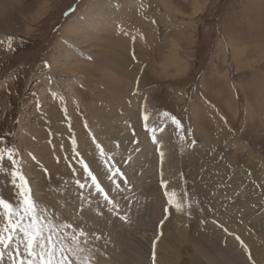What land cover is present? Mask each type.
I'll return each instance as SVG.
<instances>
[{
	"label": "rangeland",
	"instance_id": "obj_1",
	"mask_svg": "<svg viewBox=\"0 0 264 264\" xmlns=\"http://www.w3.org/2000/svg\"><path fill=\"white\" fill-rule=\"evenodd\" d=\"M0 151L87 264H264V0H0Z\"/></svg>",
	"mask_w": 264,
	"mask_h": 264
},
{
	"label": "snow or ice",
	"instance_id": "obj_2",
	"mask_svg": "<svg viewBox=\"0 0 264 264\" xmlns=\"http://www.w3.org/2000/svg\"><path fill=\"white\" fill-rule=\"evenodd\" d=\"M143 119L147 121L148 116L145 115ZM176 122L179 123V121ZM85 127H87L86 124ZM145 127L148 125L145 124ZM73 144H75L74 138ZM0 159H3L2 151H0ZM79 163L83 166L84 172L91 177L96 191L102 194L109 204H112V200L97 182L96 176L92 175L88 164L83 160ZM11 164L13 165L11 184L14 186L15 200L9 201L0 197V264H5V257H7V264H87V261H82L79 255L83 252L79 237L85 233L82 230L77 233L75 229L71 232L65 231L72 228V225L57 223L47 208L40 207L32 198L28 180L16 167L19 162L12 159ZM116 172L118 173L119 169H116ZM120 175L122 176L123 173ZM124 182L127 183V180L125 179ZM76 183L80 188L84 187L79 180ZM161 184L166 187L168 181L162 179ZM166 195H168V204L173 205L176 211L184 210L181 203L173 204V194L166 193ZM164 211L167 213L169 210L165 208Z\"/></svg>",
	"mask_w": 264,
	"mask_h": 264
},
{
	"label": "bare ground",
	"instance_id": "obj_3",
	"mask_svg": "<svg viewBox=\"0 0 264 264\" xmlns=\"http://www.w3.org/2000/svg\"><path fill=\"white\" fill-rule=\"evenodd\" d=\"M77 24H79V26H82L81 28H83V29H85L87 32L89 31V30H87V29H89L88 27H85L84 25H83V22H79V23H77ZM75 26L76 25H74L73 27H72V29H70V30H66L65 31V37L66 38H69L70 37V35H71V33H73L74 32V30H73V28H75ZM235 53H236V50H234L233 49V57L235 56ZM78 60H80V59H76L75 61H78ZM130 60V59H129ZM237 62V61H236ZM235 63V62H234ZM236 64H238V62L236 63ZM121 86V85H120ZM248 106V105H247ZM147 109H149V105L146 107ZM142 110L144 111V109L142 108ZM147 111V110H146ZM149 112H150V110H148ZM149 115V114H148ZM137 116H138V114H137ZM166 118V117H165ZM147 122H148V124L147 125H150V127H152L151 126V124H152V121H151V119L149 118L148 120H147ZM151 122V123H150ZM172 123V122H171ZM171 123H169V125H170V127L172 128L173 126H172V124ZM153 125V124H152ZM154 126V125H153ZM175 127V126H174ZM159 132H154V134L155 135H157ZM153 134V133H152ZM153 134V135H154ZM158 136V135H157ZM107 160V159H106ZM49 161V160H48ZM173 161V160H172ZM169 162V161H168ZM113 164V163H112ZM166 164V163H165ZM169 165V164H168ZM172 168V167H171ZM167 169V168H166ZM111 170V169H110ZM169 170H170V167H169ZM166 174H168V176H169V180L171 181V182H173L175 185H177L178 186V188H179V184H180V181H179V179H178V177H177V171H175V170H170V171H167V173ZM166 176V175H165ZM168 179V178H167ZM181 189V188H180ZM118 229V228H117ZM118 231V230H117ZM119 232V231H118ZM159 240V239H158ZM163 241H167V238H166V236L164 235V237H163V239H161V243H159L158 245H156V247H158V248H160L161 247V244H162V242ZM157 243V242H156ZM155 246V245H154ZM165 246V245H164ZM155 248V247H154ZM164 249H167V248H164ZM153 251V250H152ZM155 251H156V248H155ZM161 250H159V252H160ZM235 251V250H234ZM158 252V251H157ZM158 252V253H159ZM147 253V252H146ZM156 253V252H155ZM161 253V252H160ZM163 254H164V252H163ZM168 254V253H167ZM89 256V255H88ZM229 256H231V255H229ZM142 257V256H141ZM140 257V258H141ZM156 257V256H155ZM167 257V256H166ZM239 257L240 256H235L234 257V259H232L233 261H230V262H234V264H237V262L239 261V260H237V259H239ZM136 259V258H135ZM135 259H133L134 260V262H135ZM139 259V258H138ZM158 259V258H157ZM162 259V258H161ZM144 260V259H143ZM166 260H168V259H166ZM220 260V259H219ZM244 260V259H243ZM243 260H242V258L240 259V263L241 264H243L244 262H243ZM163 261V260H162ZM168 261H170V263L169 264H173L174 263V261L171 259H169ZM167 261V262H168ZM227 261V260H226ZM164 262H166L165 260H164ZM238 262V264H240ZM136 263H137V261H136ZM135 263V264H136ZM162 263V262H161ZM147 264V263H146ZM168 264V263H167ZM212 264V263H211ZM223 264V263H222Z\"/></svg>",
	"mask_w": 264,
	"mask_h": 264
}]
</instances>
